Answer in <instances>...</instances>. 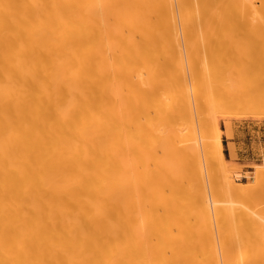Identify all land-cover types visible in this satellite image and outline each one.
Masks as SVG:
<instances>
[{
	"label": "bare ground",
	"instance_id": "1",
	"mask_svg": "<svg viewBox=\"0 0 264 264\" xmlns=\"http://www.w3.org/2000/svg\"><path fill=\"white\" fill-rule=\"evenodd\" d=\"M263 56L264 0H0V264H264V169L194 125Z\"/></svg>",
	"mask_w": 264,
	"mask_h": 264
},
{
	"label": "rangeland",
	"instance_id": "2",
	"mask_svg": "<svg viewBox=\"0 0 264 264\" xmlns=\"http://www.w3.org/2000/svg\"><path fill=\"white\" fill-rule=\"evenodd\" d=\"M262 59L264 60V56ZM262 59L260 61L261 64L263 62ZM247 64L248 65H244L245 67L243 66L244 68L241 66L242 68L239 70L236 68L235 71L234 69L232 71V68H229V71L227 68V71L225 69H223V71L220 70L221 72H218L221 76L217 73L218 76H212L214 77L212 81L210 78V80L208 79L204 82V86L202 85L201 90L202 93H200L203 97L200 98V96L199 101L201 100L200 103L202 102V106H204L205 109L204 112L200 110V113H196L195 111L196 116L194 115V125L199 135L201 131L199 132L200 128H197L200 127L198 123L204 119V121L211 120V123L213 120L215 122L218 121V126L221 130L222 150L227 163L225 164L226 168L229 169L228 171L235 179L236 183L245 182L247 185H254L255 179L253 177L256 172L264 169V63L263 65L260 64V66L259 63L256 65H252L253 63H250L251 65L249 63ZM224 71L226 72L224 73ZM209 84H211L210 87ZM206 95L209 96L208 100ZM203 100L207 102L205 103ZM222 101L225 102L222 103ZM227 101L229 104L232 101V104L229 106ZM206 109L210 111L208 112ZM224 109L225 112L222 111ZM205 112H207V114ZM204 115L206 116L204 117ZM197 116L199 118L202 117V120L198 122L199 119ZM212 116H214V119ZM211 134L212 133H210L208 137L203 134L202 137L200 134L201 140H199L201 143L205 141V137L206 141H212L213 138L207 140ZM198 135L197 137L199 138ZM211 154H206L205 156H209L208 158H211V160H213L212 162H214L215 153L213 152ZM205 156L204 154H200V160L203 169L207 170L209 165L207 162H209V159L205 158ZM203 158L205 160H203ZM212 162L211 169L214 171L218 170L219 166H217V163L215 165ZM204 164L207 167L206 169Z\"/></svg>",
	"mask_w": 264,
	"mask_h": 264
}]
</instances>
